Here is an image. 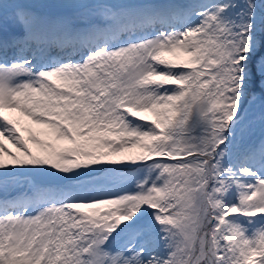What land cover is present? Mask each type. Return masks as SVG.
<instances>
[{
    "label": "snow or ice",
    "instance_id": "1",
    "mask_svg": "<svg viewBox=\"0 0 264 264\" xmlns=\"http://www.w3.org/2000/svg\"><path fill=\"white\" fill-rule=\"evenodd\" d=\"M256 101L264 0H0V264H264Z\"/></svg>",
    "mask_w": 264,
    "mask_h": 264
},
{
    "label": "rangeland",
    "instance_id": "2",
    "mask_svg": "<svg viewBox=\"0 0 264 264\" xmlns=\"http://www.w3.org/2000/svg\"><path fill=\"white\" fill-rule=\"evenodd\" d=\"M51 2H55V0H51ZM245 107H247V122L250 125V137L253 140L258 139L261 135H264V120L261 119L262 114H264V107L261 106V101L247 103ZM16 114L19 115L18 113ZM9 147L11 146L9 145ZM127 187L131 189L132 186L129 184Z\"/></svg>",
    "mask_w": 264,
    "mask_h": 264
},
{
    "label": "bare ground",
    "instance_id": "3",
    "mask_svg": "<svg viewBox=\"0 0 264 264\" xmlns=\"http://www.w3.org/2000/svg\"><path fill=\"white\" fill-rule=\"evenodd\" d=\"M6 114L9 115V116H12V117H16V116H18L16 113H11V112L6 113Z\"/></svg>",
    "mask_w": 264,
    "mask_h": 264
},
{
    "label": "trees",
    "instance_id": "4",
    "mask_svg": "<svg viewBox=\"0 0 264 264\" xmlns=\"http://www.w3.org/2000/svg\"><path fill=\"white\" fill-rule=\"evenodd\" d=\"M258 2H259V0H258Z\"/></svg>",
    "mask_w": 264,
    "mask_h": 264
}]
</instances>
